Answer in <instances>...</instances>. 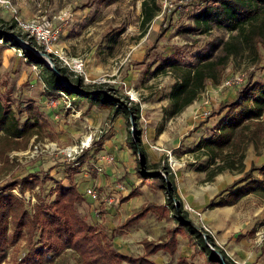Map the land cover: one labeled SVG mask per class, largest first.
<instances>
[{
	"label": "rangeland",
	"instance_id": "1",
	"mask_svg": "<svg viewBox=\"0 0 264 264\" xmlns=\"http://www.w3.org/2000/svg\"><path fill=\"white\" fill-rule=\"evenodd\" d=\"M23 1L30 3L32 0ZM142 1L34 0L37 7L35 15L41 10L53 17L60 10L70 8V16L65 21H56L61 28L60 45L69 57H80L85 61L89 78L102 80L99 83L82 80L80 88L101 89L112 98L127 102L129 106L131 103L128 98L141 105L140 125L144 130L143 141L149 154L147 172L158 171L169 181L173 176L189 219L198 232L213 237L216 246L212 248L218 256L224 251L228 264H264V239L260 238V234H264V190L259 188L232 206L210 207L212 200L218 198L223 190L228 189L253 165L263 168L254 171L253 179L258 185L264 186V123L261 128L253 125L259 136H254L252 132L249 135L255 140H242L245 171L226 169L210 178L212 172L218 170V164L199 170L200 165L208 162L209 156L204 155V150L195 148L201 138L212 135L225 115V111L221 114L218 112L220 104L234 100L251 73L255 79L264 80V45L241 46L225 59L223 42L234 40L236 32L231 33L216 25L205 32L184 30L186 26L195 25L193 14L204 6L202 0H175L174 11L165 14H162V0H158L160 10L145 26L142 25ZM14 2L17 6L18 0ZM19 13L23 19H28ZM163 28H167L166 33L157 40ZM0 30L35 43L18 28L12 12L3 6H0ZM19 49L17 46L0 44V97L9 95L15 110L20 107L25 109L29 105L38 107L48 123L44 132L36 140L32 139L26 148L0 153V184L28 171L39 172L42 177L51 176V179L34 189L22 192L17 187L12 190L25 202L29 211H34L36 204L54 199L52 190L56 183L68 184L66 176L71 162L61 150L78 143L89 133L103 130L94 135L91 147L84 152L78 174L87 173L89 178L97 176L95 165L99 163L98 158L109 151L102 140L115 142L120 152H128L131 161L124 162L116 158L103 168L113 173L106 171L103 184L95 185L98 200L90 199L85 194L89 183L82 185L83 190L79 191L85 201L79 209L88 221L100 229H106L109 236L116 234L113 243L120 253L132 257L144 255L143 241H160L176 222L174 219H160L157 211H151L145 218L123 227L126 219L141 210L144 204H165L168 199L164 189L142 183L137 156L125 145L131 125L127 114H115L110 109L100 110L97 107H94L96 111L93 118L86 117L88 111L78 114L79 108L87 109V103L78 106L73 103L74 110L63 106V103L49 107L50 99L44 91L45 68L29 64L18 55ZM147 52L149 55L145 59ZM205 55L217 62L214 76L206 80L196 100L182 113L169 116L170 94L181 74L179 69L196 67ZM56 62L60 64L59 60ZM67 71L71 79L79 77L71 70ZM57 99L62 101L64 97ZM17 113L22 121L33 115L26 109L23 113ZM56 114L59 116L55 117ZM161 127L165 131L158 136L157 130ZM151 128L155 130V138ZM113 154L117 156V153ZM218 162L222 164L224 161L221 158ZM52 166L55 167L52 169ZM78 174L76 180L81 176ZM117 183H122L123 189H117ZM132 190H137V194L123 201ZM229 193L227 191L224 196ZM110 197L115 199L112 203L108 201ZM190 241L188 229L185 228L178 235L175 255L161 251L151 258L158 264H180L182 256L187 257L192 264H222L208 262L203 253L193 256L194 247ZM28 246L25 237L10 245L2 264H18L29 251ZM50 254L52 257L48 260L44 257L43 264H83L79 254L70 248Z\"/></svg>",
	"mask_w": 264,
	"mask_h": 264
},
{
	"label": "trees",
	"instance_id": "2",
	"mask_svg": "<svg viewBox=\"0 0 264 264\" xmlns=\"http://www.w3.org/2000/svg\"><path fill=\"white\" fill-rule=\"evenodd\" d=\"M109 1V0H107ZM204 6L193 14L195 25L186 26V32L209 31L213 25L223 27L231 33H237L232 41L223 42L224 58L237 52L241 46L254 47L258 43L264 45V0H202ZM160 10L158 0L142 1V25L150 23ZM167 28H163L157 40L166 33ZM122 32V31H121ZM120 34V32H119ZM21 37L20 35H18ZM116 38L112 36V41ZM0 39L4 44L12 47H19L23 50L24 58L29 64L45 68L43 81L44 91L49 99L67 97L75 105L87 103V111L94 107L100 109H110L113 113L123 112L127 114L130 122V134L127 137V145L137 156L138 173L142 183L150 186H157L164 189L168 194L165 204L146 203L141 210L131 214L123 224L127 227L143 218L151 211H157L160 219L175 220L168 234L155 242L149 239L143 241L145 254L139 257H132L120 253L113 243L115 233L109 236L104 228H98L88 221L83 215L79 206L85 201V197L78 189L75 176L81 171V160L85 153L81 154L77 160L70 163L67 171L68 185L58 182L52 190L54 199L50 202H40L34 206V211H29L25 202L18 198L12 190L19 188L22 192L34 189L51 179V176L42 177L39 172H26L4 184H0V264L4 261L10 245L25 237L28 241L29 251L18 264H43L44 257L48 260L52 257V251L59 253L62 249L70 248L79 254L83 264H158L151 258L158 252H168L175 255L178 248V235L187 228L190 242L194 247V254H205L208 262H221L217 252L212 248L216 246L211 235L204 236L196 229L194 223L189 219L187 210L179 194L177 185L172 178L170 181L158 171L147 172L149 154L143 141V127L140 125L142 109L139 103H133L129 98L131 106L119 98H112L101 89H83L82 78L71 79L67 68L62 67L56 61L54 64L61 73L62 80L52 69H50L44 59L28 48L20 46V40L13 33L0 30ZM156 40V41H157ZM32 45H36L33 41ZM155 46V44H154ZM153 46V47H154ZM146 53L145 59L148 58ZM210 55V54H209ZM209 55H205L202 61L194 68H180L181 74L174 83L171 94L168 115L173 117L180 114L187 106L192 104L201 90L205 87L208 78L214 76L217 62L211 60ZM144 62V61H142ZM30 111V115L22 121L17 111L23 113ZM15 110L11 105V97H0V153L4 154L8 150L26 148L29 142L36 140L42 134L45 125L48 123L43 112L34 105ZM225 115L216 126L211 136L201 138L196 144V149L204 150V155L209 156L206 164L200 165L199 170H206L214 164H218V170L209 176L226 169H244L245 152H242V140H255L250 136H259L258 130L253 129V125L261 128L264 123V80L255 79L251 73L246 84L241 88L238 96L228 102L220 104L219 113ZM215 113V112H214ZM134 120L131 123V120ZM164 130L163 127L157 130L159 135ZM133 131V134H132ZM245 148V147H244ZM229 150V151H228ZM238 156V157H237ZM223 163H219V159ZM55 166H52L53 169ZM50 168V169H51ZM263 169V168H262ZM253 165L238 180L229 185L210 203L211 208L232 206L238 203L243 197L249 195L259 188L264 190L263 185H258L253 179L256 170H262ZM49 173V172H48ZM242 186L238 187L240 184ZM237 187V188H236ZM229 191L227 196L224 194ZM137 194V190H132L123 201L130 199ZM12 232V233H11ZM38 237L35 239V237ZM222 257L226 261L227 256L222 251ZM180 264H192L187 257H180Z\"/></svg>",
	"mask_w": 264,
	"mask_h": 264
},
{
	"label": "built area",
	"instance_id": "3",
	"mask_svg": "<svg viewBox=\"0 0 264 264\" xmlns=\"http://www.w3.org/2000/svg\"><path fill=\"white\" fill-rule=\"evenodd\" d=\"M174 1L175 0H162V14L174 11ZM0 6H3L12 12L14 19L17 22L18 28L29 38L33 39L36 43L35 46L40 49L43 53H45L52 61L59 60L62 67L71 70L76 76L81 77L82 80H84L86 83H99L100 81H102L99 79L89 78L86 72L85 61L80 57H69L66 54L63 46L60 45L61 28L56 21H65V19L70 16V8L60 10L58 14L53 17L44 14V12H41L40 10L33 18L23 19L20 16L19 10L15 5L14 0H0ZM3 43V39H0V44ZM18 55L20 57L24 56L22 49L18 50ZM61 103H63V106L65 105V107L74 110L72 101L67 97H64V100L62 101L59 99H50L48 101V104L51 107H57ZM58 116L59 115L56 114V117ZM98 132L102 133L103 130H96L93 133H89L78 143L63 148L61 152H63L69 162H74L75 164L77 158L91 147L94 139L93 137L94 135L96 136ZM35 147L38 148L37 146ZM98 161L99 163L97 164L96 169L98 172H101L103 171L104 164L113 163L115 161V157L111 154H103L100 156V158H98ZM117 189H123L122 183H117ZM85 194L93 200H98V193L96 192L95 187L93 186L87 188ZM114 200L115 199L113 197H110L108 199L110 203H112ZM260 238L264 239L263 233L260 234Z\"/></svg>",
	"mask_w": 264,
	"mask_h": 264
},
{
	"label": "crops",
	"instance_id": "4",
	"mask_svg": "<svg viewBox=\"0 0 264 264\" xmlns=\"http://www.w3.org/2000/svg\"><path fill=\"white\" fill-rule=\"evenodd\" d=\"M35 5H36V3L34 2V0H32L30 3H27V2H25V1H23V0H18V4H17V7H18V9H19V11L21 12V15L22 16H24V17H26V18H32L34 15H35V13H36V10H37V7L35 8ZM49 101V100H48ZM49 107H51V106H49ZM81 109H82V107H81ZM80 108H79V111H78V114H81V111H87V109L86 110H81ZM100 110H103V109H100ZM95 109L93 108L91 111H88V114L86 115V117L87 116H90L91 118H93L94 117V115H95ZM182 113V112H181ZM74 115V114H73ZM55 117H56V115H55ZM84 118H85V116H84ZM150 130H152V132L151 133H153V138H155V130L153 129V128H151ZM165 130H163L158 136H160L163 132H164ZM157 136V137H158ZM102 141H104L105 143H104V147L105 148H107L109 151H105L103 154H112L113 152L114 153H117V156L116 155H114L115 156V160H116V158L117 159H121V161H124V162H128V161H131V156L128 154V152H126L125 150H122L121 152L119 151V148H118V146L115 144V142L113 143V141L112 140H102ZM127 143L125 142V145H126ZM145 144V143H144ZM146 145V144H145ZM128 146V145H127ZM120 147H121V145H120ZM122 147H124V146H122ZM124 148H127L126 146L124 147ZM129 148V147H128ZM130 149V148H129ZM111 151V152H110ZM102 154V155H103ZM100 158V157H99ZM111 164V163H110ZM107 164H104V167L106 166ZM124 165H125V163H124ZM97 166V163H96V165H95V167ZM104 171V170H103ZM108 173H113V171L112 170H109V169H107L106 170ZM106 171H104V172H97V176L96 177H93V178H89L88 177V174L87 173H85V174H78V175H81V176H79L78 177V179H77V184H78V188H79V190H83V186L82 185H85L86 183H89V186H87L88 188L89 187H91V186H93V187H95V185L97 184V185H102L103 183V176H104V174L105 173H107ZM105 178V177H104ZM106 179V178H105ZM109 179H111L110 177H109ZM94 182V184L93 185H91L92 183ZM108 183V182H107ZM64 184H66V185H68L66 182L64 183ZM90 198V197H89ZM90 199H92V198H90Z\"/></svg>",
	"mask_w": 264,
	"mask_h": 264
},
{
	"label": "water",
	"instance_id": "5",
	"mask_svg": "<svg viewBox=\"0 0 264 264\" xmlns=\"http://www.w3.org/2000/svg\"><path fill=\"white\" fill-rule=\"evenodd\" d=\"M16 35V34H14ZM16 37L20 40V46L24 49V48H28L30 50H32L33 52L37 53L38 55H40L43 59L44 56L48 57L45 53H43L40 49H38L36 46L32 45L30 41L24 40L23 38L19 37L18 35H16ZM49 58V57H48ZM51 60V59H50ZM44 61L46 62V60L44 59ZM52 61V60H51ZM47 66L52 69L62 80L63 77L61 75V73L57 70L54 62L52 61V65L48 64V62H46ZM220 260L222 263H225L224 258L222 257V255H219Z\"/></svg>",
	"mask_w": 264,
	"mask_h": 264
},
{
	"label": "bare ground",
	"instance_id": "6",
	"mask_svg": "<svg viewBox=\"0 0 264 264\" xmlns=\"http://www.w3.org/2000/svg\"><path fill=\"white\" fill-rule=\"evenodd\" d=\"M44 59L46 60V62H48V64L52 65V61L50 60V58L44 56Z\"/></svg>",
	"mask_w": 264,
	"mask_h": 264
}]
</instances>
